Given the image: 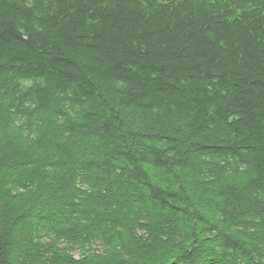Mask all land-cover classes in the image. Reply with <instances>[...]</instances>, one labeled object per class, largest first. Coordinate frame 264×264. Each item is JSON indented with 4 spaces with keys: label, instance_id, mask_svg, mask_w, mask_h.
Here are the masks:
<instances>
[{
    "label": "trees",
    "instance_id": "trees-1",
    "mask_svg": "<svg viewBox=\"0 0 264 264\" xmlns=\"http://www.w3.org/2000/svg\"><path fill=\"white\" fill-rule=\"evenodd\" d=\"M0 264H264V0H0Z\"/></svg>",
    "mask_w": 264,
    "mask_h": 264
}]
</instances>
